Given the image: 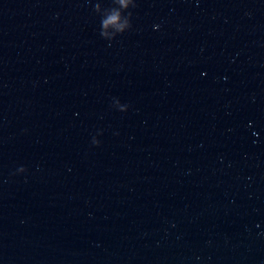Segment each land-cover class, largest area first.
I'll return each mask as SVG.
<instances>
[{"label":"water","instance_id":"1","mask_svg":"<svg viewBox=\"0 0 264 264\" xmlns=\"http://www.w3.org/2000/svg\"><path fill=\"white\" fill-rule=\"evenodd\" d=\"M0 264H264V0H0Z\"/></svg>","mask_w":264,"mask_h":264}]
</instances>
